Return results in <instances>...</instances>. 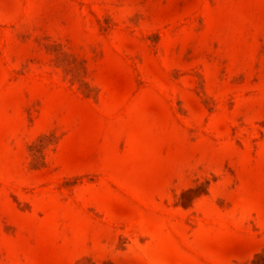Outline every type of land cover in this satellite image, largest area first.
<instances>
[{"label": "rangeland", "instance_id": "rangeland-1", "mask_svg": "<svg viewBox=\"0 0 264 264\" xmlns=\"http://www.w3.org/2000/svg\"><path fill=\"white\" fill-rule=\"evenodd\" d=\"M0 264H264V0H0Z\"/></svg>", "mask_w": 264, "mask_h": 264}]
</instances>
